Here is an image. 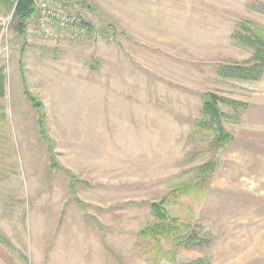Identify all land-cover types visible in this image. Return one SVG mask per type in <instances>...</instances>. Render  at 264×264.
<instances>
[{
	"label": "rangeland",
	"instance_id": "1",
	"mask_svg": "<svg viewBox=\"0 0 264 264\" xmlns=\"http://www.w3.org/2000/svg\"><path fill=\"white\" fill-rule=\"evenodd\" d=\"M53 3L85 32L43 28L36 11L19 35L0 13V264H148L138 234L164 198L197 236L177 263L264 264V72L219 73L252 60L232 35L264 28V0ZM204 93L240 104L220 106L236 121L227 148L195 133Z\"/></svg>",
	"mask_w": 264,
	"mask_h": 264
},
{
	"label": "trees",
	"instance_id": "2",
	"mask_svg": "<svg viewBox=\"0 0 264 264\" xmlns=\"http://www.w3.org/2000/svg\"><path fill=\"white\" fill-rule=\"evenodd\" d=\"M4 12L12 13V24L15 31L19 35H24L27 21L36 14V8L33 0H0V13ZM232 40L250 48L253 51L252 60L245 65L222 68L219 73L232 80L259 81L264 72V28L251 21H242L237 26V31L233 33ZM4 87L5 78L0 70V98L4 96ZM24 92L30 105L42 112L44 110L43 105L26 88ZM201 97L203 100L201 111L204 118L195 124V133L199 137L209 138L214 147L227 148L233 143L234 138L225 130L223 124L236 123V121L225 114L220 106L232 107L240 104L213 93H204ZM44 119V114L40 115L38 120L40 136L47 143L50 154L53 142L47 136ZM49 164L55 165L51 157ZM165 202L166 199L164 198L159 203L150 205V213L154 218V223L145 227L138 234L146 242V252L149 253L148 264H160L163 261L170 264H209L208 258L204 256L186 262H176L181 253L189 252L192 243L197 240V236L191 220L181 221L168 216L164 208ZM164 243H168V249L163 246Z\"/></svg>",
	"mask_w": 264,
	"mask_h": 264
},
{
	"label": "built area",
	"instance_id": "3",
	"mask_svg": "<svg viewBox=\"0 0 264 264\" xmlns=\"http://www.w3.org/2000/svg\"><path fill=\"white\" fill-rule=\"evenodd\" d=\"M38 22L43 28H63L69 31L73 36H78L85 32V27L76 18H71L69 11L53 3V0H33ZM85 28V29H84ZM89 34V32H86Z\"/></svg>",
	"mask_w": 264,
	"mask_h": 264
},
{
	"label": "crops",
	"instance_id": "4",
	"mask_svg": "<svg viewBox=\"0 0 264 264\" xmlns=\"http://www.w3.org/2000/svg\"><path fill=\"white\" fill-rule=\"evenodd\" d=\"M72 186H73V184L70 182V184H69V188L72 189ZM77 202H78V201H77ZM77 202H75V203L77 204ZM77 205H78V204H77ZM0 238L2 239V240H0V242L5 243V241H6L8 244H11V242H10L9 240H6V239L4 238V236L2 237V236L0 235Z\"/></svg>",
	"mask_w": 264,
	"mask_h": 264
}]
</instances>
